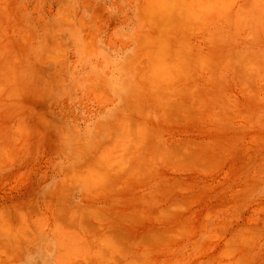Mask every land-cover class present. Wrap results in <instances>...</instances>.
Wrapping results in <instances>:
<instances>
[{
  "label": "rangeland",
  "instance_id": "374dc122",
  "mask_svg": "<svg viewBox=\"0 0 264 264\" xmlns=\"http://www.w3.org/2000/svg\"><path fill=\"white\" fill-rule=\"evenodd\" d=\"M0 264H264V0H0Z\"/></svg>",
  "mask_w": 264,
  "mask_h": 264
},
{
  "label": "bare ground",
  "instance_id": "6f19581e",
  "mask_svg": "<svg viewBox=\"0 0 264 264\" xmlns=\"http://www.w3.org/2000/svg\"><path fill=\"white\" fill-rule=\"evenodd\" d=\"M167 22V21H166Z\"/></svg>",
  "mask_w": 264,
  "mask_h": 264
}]
</instances>
